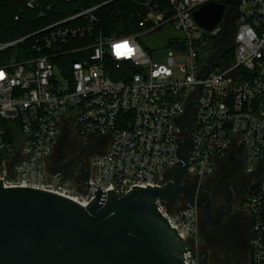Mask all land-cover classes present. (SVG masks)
<instances>
[{
    "label": "built area",
    "instance_id": "1",
    "mask_svg": "<svg viewBox=\"0 0 264 264\" xmlns=\"http://www.w3.org/2000/svg\"><path fill=\"white\" fill-rule=\"evenodd\" d=\"M16 1L34 13L33 22L52 13L48 0ZM209 2L230 11L206 30L192 13ZM146 5L133 34L97 32L96 4L0 39V183L56 193L84 207L98 185L119 196L136 187H162L182 165L178 142L190 136L185 114L194 102L192 138L180 148L188 160L185 175L209 177L231 153L243 159L251 183L260 179L244 201L251 218L250 264H264V0ZM167 28L185 37L160 47L174 44L176 50L159 63L140 39ZM213 40L216 49L201 62ZM71 134L106 148L90 157L87 183L58 149ZM155 204L180 237L186 264H200L197 208L171 213L164 200Z\"/></svg>",
    "mask_w": 264,
    "mask_h": 264
},
{
    "label": "water",
    "instance_id": "2",
    "mask_svg": "<svg viewBox=\"0 0 264 264\" xmlns=\"http://www.w3.org/2000/svg\"><path fill=\"white\" fill-rule=\"evenodd\" d=\"M223 9L221 4L209 2L192 15L202 28L210 30L221 20ZM184 37L183 32L167 28L140 40L152 50L165 47L170 38ZM213 57L202 78L209 73ZM192 105L194 102L187 105L185 114L190 136L178 142L177 157L182 165L162 187H136L119 196L112 190L104 192L98 185L95 198L84 207L56 193L4 188L0 183V264H186L182 241L155 202L171 203L182 197L185 208L202 204L203 197L194 198L182 183L188 160L180 148L192 138L188 126ZM88 175L82 163L80 176L86 183ZM259 183L260 179L256 184L250 182L245 191ZM205 200L209 216L210 203Z\"/></svg>",
    "mask_w": 264,
    "mask_h": 264
},
{
    "label": "flooded vegetation",
    "instance_id": "3",
    "mask_svg": "<svg viewBox=\"0 0 264 264\" xmlns=\"http://www.w3.org/2000/svg\"><path fill=\"white\" fill-rule=\"evenodd\" d=\"M229 11L224 6L222 14ZM58 149L67 167L77 170L82 163L89 165L90 157L106 148L84 144V139L74 135L62 139ZM226 168L223 172L215 169L211 176L200 180L183 177L192 196L203 197L200 207H196L200 264H250L251 218L244 201L249 195L245 189L249 188L251 177L244 168H229V164ZM206 198L210 203L209 216L205 214ZM175 202L184 207L182 197Z\"/></svg>",
    "mask_w": 264,
    "mask_h": 264
},
{
    "label": "trees",
    "instance_id": "4",
    "mask_svg": "<svg viewBox=\"0 0 264 264\" xmlns=\"http://www.w3.org/2000/svg\"><path fill=\"white\" fill-rule=\"evenodd\" d=\"M156 0H48L53 6L47 20L33 22V12L22 11L23 5L16 0H0V39H14L28 33L42 23L65 18L76 9L89 8L99 4L95 15L96 31L109 34H133L140 29L139 19L147 11V3ZM19 14V21L13 17Z\"/></svg>",
    "mask_w": 264,
    "mask_h": 264
},
{
    "label": "rangeland",
    "instance_id": "5",
    "mask_svg": "<svg viewBox=\"0 0 264 264\" xmlns=\"http://www.w3.org/2000/svg\"><path fill=\"white\" fill-rule=\"evenodd\" d=\"M210 45H212V46L210 47V50L207 52V54H203V55L199 56L201 62H204L207 59V57L216 49V43L214 42V40L212 42H210ZM147 50H148L147 52H148V54H149V56L151 57L152 60H156L159 63H165L166 60H167L166 59L167 53L169 51H173L175 53L176 46L174 44H169L167 46V48H156V49H152V50H149V49H147ZM175 73H176L175 78L179 79V80H182V78L184 77V74L183 73H179L177 70H176ZM68 136L72 138L74 136V134H71V135H68ZM69 169L72 171V173H73V171H76L72 167L69 168ZM223 171H221V172H223ZM183 183L186 184V182H183ZM165 204H167L168 210L171 213L173 211H176L177 209L183 207V205L181 203H176L175 201H173L171 203L165 201Z\"/></svg>",
    "mask_w": 264,
    "mask_h": 264
},
{
    "label": "crops",
    "instance_id": "6",
    "mask_svg": "<svg viewBox=\"0 0 264 264\" xmlns=\"http://www.w3.org/2000/svg\"><path fill=\"white\" fill-rule=\"evenodd\" d=\"M221 160V159H220ZM229 164V168H243V159L239 158L235 154L231 153L228 156H225L223 160H221L216 167V170H224L226 166Z\"/></svg>",
    "mask_w": 264,
    "mask_h": 264
}]
</instances>
